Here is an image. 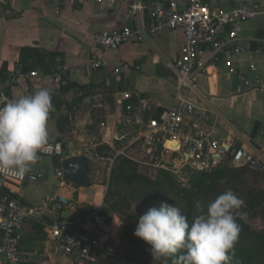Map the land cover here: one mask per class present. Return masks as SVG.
Wrapping results in <instances>:
<instances>
[{"label":"crops","instance_id":"0c3cea01","mask_svg":"<svg viewBox=\"0 0 264 264\" xmlns=\"http://www.w3.org/2000/svg\"><path fill=\"white\" fill-rule=\"evenodd\" d=\"M152 1L13 0V15L8 16L4 0H0V75L5 68V77L0 76V94L4 91L11 100L32 94L39 88L49 89L55 111L48 121V146L65 144L71 155H85L93 166L91 186L80 188L58 177L53 168V157L40 153V159L26 174L24 182L4 184L2 190L9 196L30 207H42L38 215L21 226L19 252L22 264L95 262V259L87 262L64 254L60 242L50 236L48 227L57 220L74 226L84 219L78 212L82 207H92L96 211L106 206L107 185L101 181L98 167L105 161H110L112 167L114 160L103 154L106 150L99 157L98 150L107 147L114 158L119 154L126 156L125 153L135 149L147 152L138 140L144 125L174 104L177 76L173 64L182 45V32L165 30L155 36L147 32ZM243 1L247 0H205V3L230 10ZM135 5L140 6L138 11L133 10ZM121 28L143 30V36L116 50L102 51L95 46L98 34ZM237 31L244 50L235 59L239 74H228L223 68L214 67L193 80L192 92L182 89L184 97L194 106L193 119L186 121L185 127L192 128L209 142H218L223 148L229 146L230 150L223 158L233 156L234 165L238 161V150L243 149L239 164L252 159L259 169L264 166V15L239 25ZM26 47L55 55L68 67V84L75 87L64 91L36 68L42 76L4 90L2 85L8 73L22 69L19 54ZM94 52L104 63L96 70L91 68ZM124 65L127 69H123ZM108 93L115 98L113 122L102 97ZM155 149L156 146L151 152ZM108 171L110 176L111 170ZM58 196L68 199L69 204L56 202ZM54 205H58L56 210H53ZM62 213H68L70 218L64 219ZM110 220L112 232L108 241H118L119 219L112 213ZM0 264H4L1 255Z\"/></svg>","mask_w":264,"mask_h":264},{"label":"built area","instance_id":"2783aa9c","mask_svg":"<svg viewBox=\"0 0 264 264\" xmlns=\"http://www.w3.org/2000/svg\"><path fill=\"white\" fill-rule=\"evenodd\" d=\"M74 1L101 3L103 0ZM12 2L13 0H4L5 14L8 16L13 15ZM132 8L138 11L140 6L135 5ZM148 14L146 30L149 34L155 36L165 30H180L182 45L173 64L177 76L174 104L149 120L138 140L148 153L160 144L164 152L180 156L182 167H189L193 171H207L224 160L226 151L218 142H209L192 128L185 127V122L193 119L194 106L184 97L182 89L192 92L193 80L214 67H221L228 74H239L235 59L244 50L237 27L260 14L264 15V0L243 1L230 10L210 7L205 0H154L150 3ZM142 36L143 30L140 29H111L98 34L94 42L102 51L116 50L124 44L139 41ZM103 65L99 55L94 52L91 68L96 70ZM123 69H127V66L124 65ZM252 70L255 71L254 68ZM67 73L68 67L56 59L55 67L47 76L64 88L68 85ZM42 75L37 69L28 72L14 69L8 73L2 88L6 90ZM0 97L2 104L9 100L4 91ZM41 154L60 156L61 144L49 145ZM249 161L251 167H257L255 160ZM236 164L235 166L241 165L239 161ZM25 180L26 175L14 177L0 174V255L4 264H22L19 252L21 226L42 210L40 205L30 207L2 190L5 183L20 184ZM57 208L58 205L53 206V210ZM48 232L53 239L60 242L64 254L93 262L94 254L104 249L111 236L112 223L110 217L99 209L74 226L69 227L62 221H54L49 225ZM121 261V264H141L136 261Z\"/></svg>","mask_w":264,"mask_h":264},{"label":"clouds","instance_id":"9594fccd","mask_svg":"<svg viewBox=\"0 0 264 264\" xmlns=\"http://www.w3.org/2000/svg\"><path fill=\"white\" fill-rule=\"evenodd\" d=\"M52 98L49 89L39 88L0 106V174L25 176L47 149ZM243 203L226 190L206 206L198 204L191 224L180 207L161 203L140 216L134 235L150 245L154 264H231Z\"/></svg>","mask_w":264,"mask_h":264},{"label":"trees","instance_id":"16d2710c","mask_svg":"<svg viewBox=\"0 0 264 264\" xmlns=\"http://www.w3.org/2000/svg\"><path fill=\"white\" fill-rule=\"evenodd\" d=\"M55 60V55L42 53L35 47L22 48L19 54V63L25 72L39 68L48 75L55 67ZM4 71L3 67L0 75L2 79L5 77ZM74 87L75 85L68 84L63 89L69 91ZM156 147L162 151L160 144ZM103 150L108 153L111 151L107 147H101L97 152L99 157H102ZM233 159V156H228L207 171H193L189 167H184L189 178L186 185H182L175 176L163 170L157 171V178L154 180L139 174L137 163L119 155L114 158L111 167L104 202L124 224L119 204L125 198L119 196L118 189L120 186L132 187L134 189L127 199H136L138 204L148 208L159 207L161 203L175 204L181 208L191 224L199 215L198 204L206 206L230 189L244 202L237 214V223L241 231L234 251L230 254L231 264H264V166L259 169L245 164L235 166L232 165ZM86 208L88 216L95 211L92 207ZM256 220L261 222L262 228L256 229L251 226ZM142 247L143 254L150 252V245L143 242Z\"/></svg>","mask_w":264,"mask_h":264},{"label":"rangeland","instance_id":"374dc122","mask_svg":"<svg viewBox=\"0 0 264 264\" xmlns=\"http://www.w3.org/2000/svg\"><path fill=\"white\" fill-rule=\"evenodd\" d=\"M103 154L109 155V157L114 160L111 153L109 154L107 151H103ZM119 155L124 156L122 154ZM125 155L137 163L139 174L152 180L157 178V171L163 170L175 176L182 185H186L187 183L189 175L185 172V168L182 167L181 158L177 154L162 153L158 149L150 153H142L138 149H135L133 152L125 153ZM232 165H234L233 162ZM108 169L111 170L110 161H105L101 167H98L101 173L100 179L107 187L109 184ZM132 189L134 188L125 186L119 187V196L125 198L124 201L119 204V208L123 213V220L125 221L124 224L119 221L121 225L120 238L118 241H108L104 249L94 255L95 262L93 264H121V260L136 261L141 264H154L150 252L143 254V241L134 235L140 216L149 208L138 204L136 199H127ZM114 199H116V197ZM78 212L83 218L88 216L86 207H82ZM251 226L256 229L262 228V224L259 220L252 222ZM143 261H146V263Z\"/></svg>","mask_w":264,"mask_h":264},{"label":"water","instance_id":"95a60500","mask_svg":"<svg viewBox=\"0 0 264 264\" xmlns=\"http://www.w3.org/2000/svg\"><path fill=\"white\" fill-rule=\"evenodd\" d=\"M99 97H101V95ZM102 97L108 108V115L110 121L113 122L115 117V110H116L114 95L108 93ZM224 149L225 151H229L230 147L225 146ZM61 151L62 154L60 156L53 157V168L54 171L56 172V175L73 186L80 188L90 187L92 184L91 174H92L93 166L89 157L85 155H71L65 144H61ZM242 154H243V149L240 148L236 156V159L238 161L240 160ZM245 165L251 166V161H248ZM55 200L56 202L61 203L63 205L69 204L68 199L60 196L56 197ZM101 211L104 214L108 215L109 217L112 216V212L105 205L101 207ZM62 217L64 219H69L70 215L68 213H62Z\"/></svg>","mask_w":264,"mask_h":264}]
</instances>
